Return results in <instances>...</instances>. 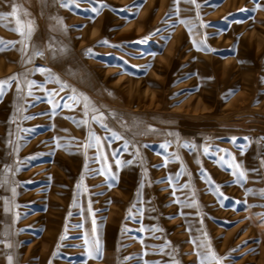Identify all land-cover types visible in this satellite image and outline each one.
Instances as JSON below:
<instances>
[{"label": "rangeland", "instance_id": "rangeland-1", "mask_svg": "<svg viewBox=\"0 0 264 264\" xmlns=\"http://www.w3.org/2000/svg\"><path fill=\"white\" fill-rule=\"evenodd\" d=\"M14 2L35 19L31 43L45 55L26 62L31 47L22 57L7 44L20 36L0 20V81L20 74L21 89L13 82L0 97V181L12 169L0 185V264H172L165 244L179 264H198L194 240L210 242L222 264H264V199L246 192L264 189V0H180L178 13L174 0H48L43 15L40 0ZM50 37L66 48L56 59ZM38 67L69 87L59 91ZM72 88L116 114L105 123L127 151L91 114L77 126L83 104L63 107ZM90 131L110 175L85 147ZM182 167L173 186L189 187L173 196L159 181ZM97 239L102 258L89 256Z\"/></svg>", "mask_w": 264, "mask_h": 264}, {"label": "snow or ice", "instance_id": "snow-or-ice-1", "mask_svg": "<svg viewBox=\"0 0 264 264\" xmlns=\"http://www.w3.org/2000/svg\"><path fill=\"white\" fill-rule=\"evenodd\" d=\"M4 2L6 3H10V7H11V11L4 13V12H0V20H9V22L14 21L15 26L11 27L9 30L16 32L19 36H20V40L18 41H11V42H6L7 44H10L12 47H15V45L17 43H19L21 45L20 49H18L21 52L22 57L23 56H28V49L29 47H31L32 52L31 55L28 56V60L26 62H31L34 58L36 57H43L45 55V51L42 50L41 48L37 47L35 44H32V37L35 34L36 30H37V25H36V21L34 18H32L31 13L28 12L26 9H24L21 5L17 4L14 2V0H4ZM54 2H59V0H54ZM185 2L189 3V4H193L196 5L197 8H199V4L196 3V0H185ZM40 3L42 5V10H41V14L43 15V9L46 8L48 6V0H40ZM180 0H174V4L177 5L176 11L177 13L179 12V5ZM61 7H68V3H61L60 4ZM243 11V9H241ZM50 20H55L56 23L58 25L61 26L62 30H66L64 29L63 26V20L61 18L58 17H49ZM180 23H187L184 20H181ZM7 27V25H5ZM52 31L55 30V28L50 29ZM147 38H145L146 40ZM144 42V41H141ZM5 42L0 41V44H4ZM104 43H107L106 41ZM194 45H196V41H193ZM201 43H203L201 41ZM46 49L47 51H49L52 55L53 59H56L57 56L59 55H63L66 52V48H64L63 46L61 47H57L56 46V41H55V37H50L49 40L47 41L46 44ZM4 47H0V51H4ZM197 50H200L199 47H197ZM35 71H39L42 74L46 75L47 81L48 82H54L60 85V89L59 91H64L66 88H68L69 86L62 82L60 80V77L58 75H56V73H54L51 69L49 68H44V67H38L37 69H35ZM71 75H75V73H70ZM26 75V74H25ZM19 76L20 74L11 76L9 78H7L6 80L0 81V97L3 96L4 92L6 91L7 87H10L11 84L13 82L17 83V92H20V86H19ZM27 84V87L29 90H31V88L33 87H39V85L36 84L35 81H25ZM71 92L73 93L72 95L68 96L67 99L70 100L72 103L71 104H64L63 107L66 108H73V106L76 105H80L81 103L83 104V119L81 120H75L74 122L77 124V126H89L90 125V121H89V115L91 114V122L92 123H96L98 124L102 129H104L106 132H109L111 135V140L113 141H117V140H123V149L125 151L128 150L129 146H130V141L125 139L120 133H117L115 131H113L112 129L109 128L108 124L105 123V121L109 118H115L116 114L115 113H111L109 112L108 115L106 116L105 113L103 111H101L100 107H97L96 104L84 93H78L77 89L72 88ZM58 93H50L51 96H55ZM29 95H31V91H29ZM109 95H111V93H109ZM51 102V101H49ZM59 106V105H57ZM28 117H25V119H27ZM125 127L126 130L127 126L126 125H122ZM149 131H155L154 129H149ZM169 135H173L172 133H169ZM89 143L87 145H85V147H96L98 152L100 153V156L98 157V159L102 160L105 162V166L102 167L101 169H99V173L100 174H111V169L109 166H107V157L104 156L103 154V144L101 143V137L97 136L94 132L90 131L89 132ZM107 139V138H105ZM168 145H161V147L166 148ZM183 147L185 148H194V145H190L185 143L183 145ZM119 152V149L113 151L112 155L115 157ZM204 153L207 154L208 153V148L204 149ZM174 155V154H172ZM135 156H139V150H137L135 152ZM176 159H179V157H176ZM221 160H223L224 158L221 157ZM115 163L119 166L122 162L120 160H116ZM128 164H131L132 161H128ZM262 165H264V161H261ZM167 166V161L165 162V165ZM230 167H234L235 169H240L241 165L239 164H232L230 165ZM12 169H10L9 167L5 166L4 168V173H5V177L2 181H0V185L3 184H7L8 180H7V173L11 172ZM184 173V168H181V171L179 173H177L175 175V177L173 176H169L167 177L165 180L159 181L160 183H164L167 182L170 186H173V180L177 181L178 184V179L179 176L181 174ZM234 175H236V173H233ZM201 175L203 176L204 173L201 172ZM112 179H114V177H111ZM246 180V173L244 171H239L238 175H237V180L236 182L239 183L241 181ZM209 183H211L210 179H209ZM111 187V185H109ZM189 184H184L182 186H173V191L172 194L173 196H175L176 191H180L183 190L185 188H188ZM141 188H143V184H141ZM13 195H15V189H12ZM215 192L216 194L220 195L221 197H223V194L219 192V186H217L215 188ZM246 192L248 194L251 195H257L260 199H264V189H260V190H254V189H247ZM139 195V193H138ZM175 203H179L182 205V207H192L195 205V201H189L187 199L181 201L179 197H177L174 201ZM133 207H135V205H133ZM91 211V209H89ZM5 211H9L8 208H5ZM131 213V210H129ZM93 223H95V221H93ZM126 231V230H125ZM152 231H160V229H153ZM204 236H207V233H204ZM193 244L199 249V251L196 252V256L198 258V264H222V259L220 256L217 255V253L212 250L211 248V244L210 242H208L207 240H199V242H197L196 240L192 241ZM87 243V241H86ZM11 246V245H9ZM169 245L165 244L164 247L160 248L159 251L160 253L164 254V255H168L171 257V261L172 264H179V261L176 260V257L173 255L172 252H165V248H168ZM89 256L92 258H102L103 256V249L101 247V244L99 242V240L97 239L94 243V247L93 249L89 252ZM9 264H11V256H9ZM145 264H147V262H145ZM156 264H160V262H156Z\"/></svg>", "mask_w": 264, "mask_h": 264}]
</instances>
